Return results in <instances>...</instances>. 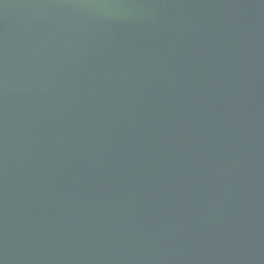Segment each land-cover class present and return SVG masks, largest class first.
<instances>
[{
	"label": "water",
	"instance_id": "obj_1",
	"mask_svg": "<svg viewBox=\"0 0 264 264\" xmlns=\"http://www.w3.org/2000/svg\"><path fill=\"white\" fill-rule=\"evenodd\" d=\"M0 264H264V0H0Z\"/></svg>",
	"mask_w": 264,
	"mask_h": 264
}]
</instances>
